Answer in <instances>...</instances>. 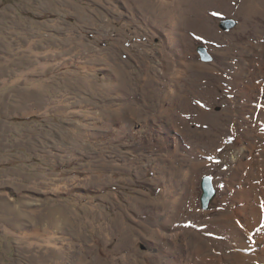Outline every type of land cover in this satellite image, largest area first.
<instances>
[{"label": "rangeland", "instance_id": "obj_1", "mask_svg": "<svg viewBox=\"0 0 264 264\" xmlns=\"http://www.w3.org/2000/svg\"><path fill=\"white\" fill-rule=\"evenodd\" d=\"M263 149L264 0H0V264H264Z\"/></svg>", "mask_w": 264, "mask_h": 264}, {"label": "bare ground", "instance_id": "obj_2", "mask_svg": "<svg viewBox=\"0 0 264 264\" xmlns=\"http://www.w3.org/2000/svg\"><path fill=\"white\" fill-rule=\"evenodd\" d=\"M248 73V72H247ZM180 75H181V73H180ZM246 77V76H245ZM239 79V78H238ZM245 81V80H244ZM246 84V83H245ZM251 84H253V83H251ZM240 85H242V84H240ZM249 86V85H248ZM257 86V85H256ZM241 87V86H240ZM244 87H245V85H244ZM254 87V86H253ZM256 88V87H255ZM242 89V88H241ZM245 90V89H244ZM243 90V91H244ZM247 91V90H246ZM252 93V92H251ZM245 95H246V93H245ZM255 102V101H254ZM246 107V106H245ZM247 109V108H246ZM243 110V109H242ZM248 110H249V108H248ZM254 119V118H253ZM154 120V119H153ZM234 136V135H233ZM251 151V153H253L254 152V150H250ZM263 151H264V149H263ZM252 157H253V155L251 154L250 155V157H249V159H248V161H251L252 160ZM254 161V160H253ZM247 166V165H246ZM260 165H258V167H256V169H255V172H253V173H255V179L258 181V194L257 195H255V194H253L254 196H253V200L252 199H247V198H249L250 197V194H251V191L250 190H248V189H244V186L241 188L240 186H238L239 187V189L237 190V191H235V193H236V196L239 198V199H242V200H248L249 202L246 204V211L243 213V214H239L238 215V217H236V218H234L233 219V228H232V231H234L235 233H237V235H239L240 237H241V242H240V244H241V246H244L246 243L248 244V243H251L252 241H253V239L255 238V236H257L258 238V241L260 242V243H262V239H260L259 238V236L261 235V233H262V229H259V231L258 232H256L254 235L252 234V229L255 227V226H257L260 222H261V217L264 215V209H263V206H262V204H263V197H262V195L260 196V193H264V174H262L261 173V170H260V167H259ZM246 168V167H245ZM240 169H242V170H240ZM243 169H244V164H240L239 165V167L236 169V171L235 172H240V171H243ZM253 169H254V167H251L250 168V171L252 172L253 171ZM238 170H240V171H238ZM241 173V172H240ZM239 174V173H238ZM242 175V174H241ZM249 176V175H248ZM251 176V175H250ZM240 179H242V180H244V176L243 177H241ZM249 179H251V178H249ZM254 179V178H253ZM232 180V179H231ZM248 180V179H247ZM256 180H254V182L256 181ZM239 181V180H238ZM241 183H243V181L241 182ZM255 189H256V187H255ZM244 204H245V201H244ZM214 205H216V204H213L212 205V207H215ZM245 207V206H244ZM258 208V209H257ZM256 209H257V211H256ZM256 213V215H253V214H255ZM252 215V216H251ZM216 221V220H215ZM221 222V221H220ZM219 222V223H220ZM242 225H244V231H243V227H242ZM221 229V228H220ZM222 231V230H221ZM250 232H251V234L253 235V236H251V234H250ZM263 234V233H262ZM160 235V234H159ZM221 236V235H220ZM262 236V235H261ZM175 237V235L174 236H172L171 235V238H174ZM210 237V236H209ZM223 238H221L220 240H222ZM233 239H235V238H233ZM210 240V239H209ZM221 242H223V240L221 241ZM220 242V243H221ZM212 243V242H211ZM245 243V244H244ZM246 249V248H245ZM240 250V249H239ZM195 251H198V250H195ZM204 251V250H203ZM208 251V250H207ZM255 251V250H254ZM260 251H262V250H260ZM202 253H204V252H202ZM255 253H258V254H262L263 252H258V251H255ZM191 254H193V253H191ZM198 255V254H197ZM252 256V255H251ZM261 257H263V255L261 256ZM252 258H254V257H252ZM210 260H214V258H209ZM254 260V259H253ZM262 260H264V259H262ZM211 262V261H210ZM222 264V261L221 260H219V262H211V264ZM243 264V263H242Z\"/></svg>", "mask_w": 264, "mask_h": 264}, {"label": "water", "instance_id": "obj_3", "mask_svg": "<svg viewBox=\"0 0 264 264\" xmlns=\"http://www.w3.org/2000/svg\"><path fill=\"white\" fill-rule=\"evenodd\" d=\"M234 26H235V22L232 19H223L218 23V27L223 31H229L232 28H234ZM196 51L199 54L202 62H208L212 60V57L207 53V50L205 47L199 46L197 47ZM203 191H204V195L206 196L205 198H203L202 202H203V206L206 207L209 200L211 199L213 195V191L210 186L209 178H205V184L203 186Z\"/></svg>", "mask_w": 264, "mask_h": 264}]
</instances>
